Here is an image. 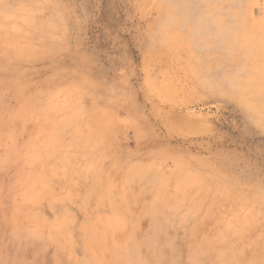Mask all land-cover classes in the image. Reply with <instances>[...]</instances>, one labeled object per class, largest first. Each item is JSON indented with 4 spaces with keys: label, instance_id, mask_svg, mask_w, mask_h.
I'll list each match as a JSON object with an SVG mask.
<instances>
[{
    "label": "rangeland",
    "instance_id": "rangeland-1",
    "mask_svg": "<svg viewBox=\"0 0 264 264\" xmlns=\"http://www.w3.org/2000/svg\"><path fill=\"white\" fill-rule=\"evenodd\" d=\"M4 262L264 264V0H0Z\"/></svg>",
    "mask_w": 264,
    "mask_h": 264
},
{
    "label": "bare ground",
    "instance_id": "bare-ground-1",
    "mask_svg": "<svg viewBox=\"0 0 264 264\" xmlns=\"http://www.w3.org/2000/svg\"><path fill=\"white\" fill-rule=\"evenodd\" d=\"M3 11H4V10H3ZM18 14H19V13H18ZM16 16H17V15H16ZM17 17H18V16H17ZM17 17H16V18H17ZM21 17H22V16H21ZM70 122H71V120H70ZM190 209H191V208H190ZM1 218H2V217H1ZM19 233H20V232H19ZM19 233H17V234H19ZM26 235H27V234H26ZM22 236H23V235H22ZM15 237H16V236H15ZM20 237H21V236H19V238H20ZM31 237H32V236H31ZM21 238H22V237H21ZM16 239H17V237H16ZM23 239H24V238H23ZM25 239H26V238H25ZM18 240H19V239H18ZM18 240H17V241H18ZM194 242H195V241H194ZM20 243H21V242H20ZM20 243H19V244H20ZM22 245H23V244H22ZM19 246H20V245H19ZM7 247H8V246H7ZM198 248H199V247H198ZM8 249H9V248H8ZM19 249H20V248H19ZM203 250H204V249H203ZM232 250H233V249H232ZM11 251H12V250H11ZM14 251H15V250H14ZM208 251H209V250H208ZM229 251H230V250H229ZM2 252H3V251H2ZM16 252H17V251H16ZM212 252H213V251H212ZM231 252H232V251H231ZM17 253H19V252H17ZM225 253H226V252H225ZM228 253H229V252H228ZM232 253H233V252H232ZM6 254H7V253H6ZM8 254H10V253H8ZM19 254H20V253H19ZM222 254H224V253H222ZM17 255H18V254H17ZM206 255H207V254H206ZM13 256H14V255H13ZM13 256H12V257H13ZM19 256H20V255H19ZM207 256H208V255H207ZM209 256H210V254H209ZM4 257H5V256H4ZM14 257H15V256H14ZM17 257H18V256H17ZM205 257H206V256H205ZM220 257H221V256H220ZM222 257H223V256H222ZM222 257H221V259H222ZM225 257H226V256H225ZM214 258H215V257H214ZM2 259H3V258H2ZM4 259H5V258H4ZM15 259H16V258H15ZM18 259H19V258H18ZM210 259H211V258H210ZM8 260H9V259H8ZM16 260H17V259H16ZM217 260H218V259H217ZM224 260H225V259H224ZM224 260H221V262L224 261ZM227 260H228V259H227ZM227 260H226V262H227ZM13 261H14V260H13ZM199 261H200V260H199ZM208 261H210V260H208ZM9 262H10V261H9ZM211 262H212V261H211ZM214 262H216V261H214ZM228 262H229V261H228ZM204 263H205V262H204ZM216 263H217V262H216ZM222 263H223V262H222ZM4 264H7V263L4 262ZM10 264H11V263H10ZM202 264H203V263H202ZM205 264H206V263H205ZM224 264H225V262H224ZM229 264H230V263H229Z\"/></svg>",
    "mask_w": 264,
    "mask_h": 264
}]
</instances>
